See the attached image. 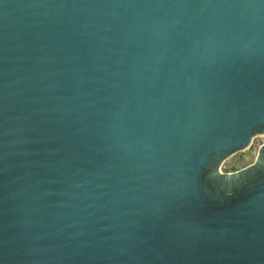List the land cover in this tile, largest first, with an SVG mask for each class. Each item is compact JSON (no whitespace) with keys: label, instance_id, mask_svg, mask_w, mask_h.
<instances>
[{"label":"water","instance_id":"water-1","mask_svg":"<svg viewBox=\"0 0 264 264\" xmlns=\"http://www.w3.org/2000/svg\"><path fill=\"white\" fill-rule=\"evenodd\" d=\"M264 0H0V264H264Z\"/></svg>","mask_w":264,"mask_h":264},{"label":"rangeland","instance_id":"rangeland-1","mask_svg":"<svg viewBox=\"0 0 264 264\" xmlns=\"http://www.w3.org/2000/svg\"><path fill=\"white\" fill-rule=\"evenodd\" d=\"M263 143L264 135H257L254 138L252 145L248 149L240 151L227 159L222 166V170L235 171L251 164L254 162L258 150Z\"/></svg>","mask_w":264,"mask_h":264}]
</instances>
